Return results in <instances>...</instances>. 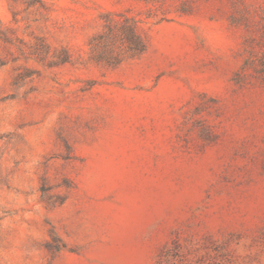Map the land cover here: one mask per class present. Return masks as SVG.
I'll use <instances>...</instances> for the list:
<instances>
[{
	"label": "rangeland",
	"instance_id": "obj_1",
	"mask_svg": "<svg viewBox=\"0 0 264 264\" xmlns=\"http://www.w3.org/2000/svg\"><path fill=\"white\" fill-rule=\"evenodd\" d=\"M263 59L264 0H0V264H264Z\"/></svg>",
	"mask_w": 264,
	"mask_h": 264
},
{
	"label": "trees",
	"instance_id": "obj_2",
	"mask_svg": "<svg viewBox=\"0 0 264 264\" xmlns=\"http://www.w3.org/2000/svg\"><path fill=\"white\" fill-rule=\"evenodd\" d=\"M145 47V41L130 21L128 22V18L122 23L108 25L107 30L90 40V48L94 52L93 58L109 65L120 63L125 53H140ZM257 71L263 74L264 81V59L260 61Z\"/></svg>",
	"mask_w": 264,
	"mask_h": 264
}]
</instances>
